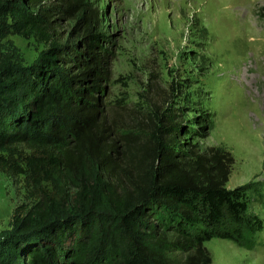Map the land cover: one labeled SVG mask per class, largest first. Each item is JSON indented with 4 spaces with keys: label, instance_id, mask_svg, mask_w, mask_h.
<instances>
[{
    "label": "trees",
    "instance_id": "16d2710c",
    "mask_svg": "<svg viewBox=\"0 0 264 264\" xmlns=\"http://www.w3.org/2000/svg\"><path fill=\"white\" fill-rule=\"evenodd\" d=\"M101 26L89 0H0V171L25 172L12 157L28 146L38 194L0 232V264H211L213 238L252 249L263 222L246 185L226 187L223 155L184 153L169 111L146 142L115 132ZM11 34L47 47L23 65L1 57Z\"/></svg>",
    "mask_w": 264,
    "mask_h": 264
},
{
    "label": "rangeland",
    "instance_id": "374dc122",
    "mask_svg": "<svg viewBox=\"0 0 264 264\" xmlns=\"http://www.w3.org/2000/svg\"><path fill=\"white\" fill-rule=\"evenodd\" d=\"M89 1L109 36L103 44L112 52L106 101L115 132L146 142L159 115L169 111L181 127L184 153L223 155L230 167L226 187L246 185L248 214L263 228L252 249L206 241L211 264H264V0ZM60 23L62 39L77 42L75 21ZM2 42L1 57L23 65L47 47L30 34ZM18 152L12 158L25 172L0 171V232L18 207L38 197L23 159L33 150L20 145Z\"/></svg>",
    "mask_w": 264,
    "mask_h": 264
}]
</instances>
